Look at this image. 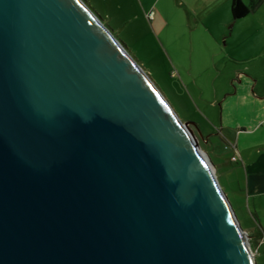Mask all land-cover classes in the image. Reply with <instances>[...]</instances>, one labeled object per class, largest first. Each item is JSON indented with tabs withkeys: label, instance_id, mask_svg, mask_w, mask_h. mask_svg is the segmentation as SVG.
<instances>
[{
	"label": "water",
	"instance_id": "water-1",
	"mask_svg": "<svg viewBox=\"0 0 264 264\" xmlns=\"http://www.w3.org/2000/svg\"><path fill=\"white\" fill-rule=\"evenodd\" d=\"M192 124L83 0H0V264H257Z\"/></svg>",
	"mask_w": 264,
	"mask_h": 264
},
{
	"label": "rangeland",
	"instance_id": "rangeland-1",
	"mask_svg": "<svg viewBox=\"0 0 264 264\" xmlns=\"http://www.w3.org/2000/svg\"><path fill=\"white\" fill-rule=\"evenodd\" d=\"M85 1L125 44L178 116L195 123L191 125L193 132L199 134V128L203 134L210 133L213 147L202 138L198 143L219 165L217 174L213 165L214 173L240 225L247 230L256 263L264 264V237H252L259 225L252 214L251 200L245 190H240L243 178L240 174L230 175L241 163L229 161L233 150L223 142L215 125L219 121V103L211 104L220 94L233 91L235 81L241 85L243 75L240 77L238 70L246 73L245 69L251 70L257 61H239L244 58L238 55L244 53L250 41L243 39L244 27L234 24L230 6L222 5V0H160L146 12L140 0H125L126 9L120 11L116 10L120 0ZM258 8L264 10V1ZM247 78L252 79L244 74Z\"/></svg>",
	"mask_w": 264,
	"mask_h": 264
},
{
	"label": "crops",
	"instance_id": "crops-1",
	"mask_svg": "<svg viewBox=\"0 0 264 264\" xmlns=\"http://www.w3.org/2000/svg\"><path fill=\"white\" fill-rule=\"evenodd\" d=\"M159 1L140 0V4L147 12ZM230 1L222 0V5L230 6ZM263 1L244 17L234 20V24L238 22L244 27L243 39L250 41L244 53L238 55L239 58H244L239 61L257 60L254 67L251 70L245 69L246 73L238 70L239 76L243 75V83L238 86L233 78V91L220 94L213 103L209 101L212 106L219 103V121L215 122L217 132L233 150L229 161L241 163L239 169L233 168L230 175L240 174L243 178L244 186L240 190H245L246 196L251 200L252 214L257 218L261 238L264 237V10L260 11L258 7ZM116 7L119 11L126 9L125 0L117 1ZM244 74L250 75L252 79H244ZM232 155H236L238 159L231 161ZM215 166L217 174L219 165Z\"/></svg>",
	"mask_w": 264,
	"mask_h": 264
},
{
	"label": "trees",
	"instance_id": "trees-1",
	"mask_svg": "<svg viewBox=\"0 0 264 264\" xmlns=\"http://www.w3.org/2000/svg\"><path fill=\"white\" fill-rule=\"evenodd\" d=\"M261 0H250V3L249 5H247L243 0H231L230 1V11H231V17L233 20H237V19H240L242 17H244L245 15H247ZM84 2L86 3V1L84 0ZM87 4V3H86ZM88 5V4H87ZM89 6V5H88ZM95 14H97L95 11H94ZM97 16L103 20L98 14ZM108 28L109 26L107 24H105ZM110 29V28H109ZM111 30V29H110ZM112 31V30H111ZM113 33V32H112ZM124 46L125 44L120 40L118 39ZM126 48V46H125ZM210 133L208 134H204V139L208 145H210L211 147H213V143L210 141V136H209ZM201 146V145H200ZM224 147H227L226 144L224 145ZM209 154V153H208ZM231 161H236V160H232ZM256 221H257V218H255ZM262 236V232L260 229H258L257 233H253L252 234V237L253 238H258V237H261ZM251 237V238H252ZM252 244L253 242L255 243V241L252 239H250Z\"/></svg>",
	"mask_w": 264,
	"mask_h": 264
},
{
	"label": "built area",
	"instance_id": "built-area-1",
	"mask_svg": "<svg viewBox=\"0 0 264 264\" xmlns=\"http://www.w3.org/2000/svg\"><path fill=\"white\" fill-rule=\"evenodd\" d=\"M231 159H232V160H237L238 158H237L236 155H232Z\"/></svg>",
	"mask_w": 264,
	"mask_h": 264
},
{
	"label": "bare ground",
	"instance_id": "bare-ground-1",
	"mask_svg": "<svg viewBox=\"0 0 264 264\" xmlns=\"http://www.w3.org/2000/svg\"><path fill=\"white\" fill-rule=\"evenodd\" d=\"M202 153H203V155H204V152H202ZM212 170H213V168H212ZM213 171H214V170H213ZM249 251H250V253H251L252 255H254L251 249H249Z\"/></svg>",
	"mask_w": 264,
	"mask_h": 264
},
{
	"label": "flooded vegetation",
	"instance_id": "flooded-vegetation-1",
	"mask_svg": "<svg viewBox=\"0 0 264 264\" xmlns=\"http://www.w3.org/2000/svg\"><path fill=\"white\" fill-rule=\"evenodd\" d=\"M84 1V0H83ZM104 22V21H103ZM105 24V23H104Z\"/></svg>",
	"mask_w": 264,
	"mask_h": 264
}]
</instances>
